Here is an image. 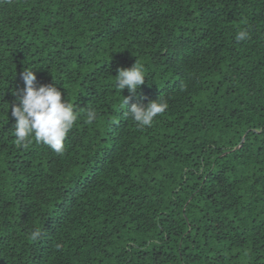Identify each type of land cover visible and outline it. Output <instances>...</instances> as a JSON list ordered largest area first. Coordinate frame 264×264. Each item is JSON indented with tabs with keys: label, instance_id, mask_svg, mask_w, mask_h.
<instances>
[{
	"label": "trees",
	"instance_id": "1",
	"mask_svg": "<svg viewBox=\"0 0 264 264\" xmlns=\"http://www.w3.org/2000/svg\"><path fill=\"white\" fill-rule=\"evenodd\" d=\"M25 68L73 104L62 155L16 142ZM0 264H264V0H0Z\"/></svg>",
	"mask_w": 264,
	"mask_h": 264
},
{
	"label": "clouds",
	"instance_id": "2",
	"mask_svg": "<svg viewBox=\"0 0 264 264\" xmlns=\"http://www.w3.org/2000/svg\"><path fill=\"white\" fill-rule=\"evenodd\" d=\"M248 38L246 31H239L236 39L243 41ZM116 87L122 91L126 87L131 94H136L137 89L146 81L143 65L138 60L128 68H119L116 74ZM22 78L25 82L23 94L15 93L17 102L11 105L12 116L15 118L14 134L16 142L27 146L32 138L37 143L47 145L53 152L62 155L65 151V139L77 121V114L73 104L63 98V93L53 84H38L33 68H25ZM132 96H124L123 106L126 114L136 122L138 127H151L154 118L163 114L167 104L158 99L148 103L129 102ZM88 124L96 119V112L92 109L86 113ZM36 238L38 233H33Z\"/></svg>",
	"mask_w": 264,
	"mask_h": 264
}]
</instances>
